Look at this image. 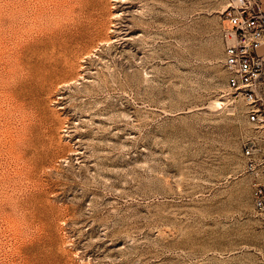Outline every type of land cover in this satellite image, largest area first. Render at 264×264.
Wrapping results in <instances>:
<instances>
[{
    "label": "rangeland",
    "instance_id": "374dc122",
    "mask_svg": "<svg viewBox=\"0 0 264 264\" xmlns=\"http://www.w3.org/2000/svg\"><path fill=\"white\" fill-rule=\"evenodd\" d=\"M99 2L0 0V264H264L227 0Z\"/></svg>",
    "mask_w": 264,
    "mask_h": 264
},
{
    "label": "built area",
    "instance_id": "2783aa9c",
    "mask_svg": "<svg viewBox=\"0 0 264 264\" xmlns=\"http://www.w3.org/2000/svg\"><path fill=\"white\" fill-rule=\"evenodd\" d=\"M260 0H227L222 29L226 81L244 105L249 132L242 142L243 173L255 208L264 209V11Z\"/></svg>",
    "mask_w": 264,
    "mask_h": 264
},
{
    "label": "bare ground",
    "instance_id": "6f19581e",
    "mask_svg": "<svg viewBox=\"0 0 264 264\" xmlns=\"http://www.w3.org/2000/svg\"><path fill=\"white\" fill-rule=\"evenodd\" d=\"M72 4V8H76L77 13L71 18L70 24L66 28L67 30L63 32L66 48L86 37L93 38L99 35L102 29V14L99 10V0H73Z\"/></svg>",
    "mask_w": 264,
    "mask_h": 264
},
{
    "label": "crops",
    "instance_id": "0c3cea01",
    "mask_svg": "<svg viewBox=\"0 0 264 264\" xmlns=\"http://www.w3.org/2000/svg\"><path fill=\"white\" fill-rule=\"evenodd\" d=\"M262 2V9L264 11V0H260ZM261 51L264 52V45L261 47Z\"/></svg>",
    "mask_w": 264,
    "mask_h": 264
}]
</instances>
